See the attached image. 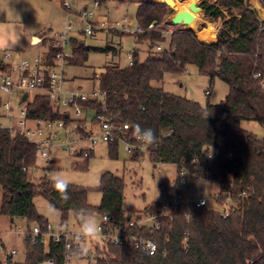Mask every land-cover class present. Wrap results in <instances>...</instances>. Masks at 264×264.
Instances as JSON below:
<instances>
[{
  "label": "trees",
  "instance_id": "obj_1",
  "mask_svg": "<svg viewBox=\"0 0 264 264\" xmlns=\"http://www.w3.org/2000/svg\"><path fill=\"white\" fill-rule=\"evenodd\" d=\"M82 1H99L101 6L109 1L137 3L136 20L142 29V33L134 34L137 43L148 41L161 47L159 44L166 41L162 34L167 32L165 26L174 27L169 45L162 51L149 52L141 62L139 51L135 49L128 68L107 67L99 77L103 102H84L82 109L93 111L97 116H112L118 124H127L130 130L126 137L130 142L136 141L134 125L153 129L156 142L148 146L146 154L135 152L130 160L140 162L148 158L151 163L176 165L178 178L185 169L202 180L218 183L221 192L214 200L220 206H227L225 211L229 215L225 218V211L208 205L198 208L185 202L172 207L170 214L164 217L161 216L163 204L155 203L142 215L145 218L157 216L160 228L142 224L143 217L133 220L132 214L124 212L126 184L112 173H105L96 189L69 185V198L64 199L48 179L34 182L29 178V168L35 165L40 153L38 145L23 135H12L9 130L0 129V217L9 218L11 223L18 218L28 223L24 233V263L15 261L10 254L3 261L0 249V264L68 262L64 242L58 248L50 245L46 252L40 236L32 240L35 227L46 233L49 225L36 209L37 196L60 213L61 228L73 216L78 220L76 213L80 211L110 215L114 233L124 232L126 236L152 240L158 246L157 253L151 256L137 249L132 241L117 245L102 239V249L97 248L92 264H264V138L242 127L243 121H249L264 129V20L260 19L258 11L250 0H222L221 5L202 0L199 8L205 20L222 22L224 31H234L233 36L224 40L206 43L214 37L212 29L199 34L206 41L202 42L195 31L171 22L169 17L174 11L169 5L148 0ZM259 1L264 9V0ZM155 27L159 30H154ZM71 45L73 54L67 64L83 66L90 48L76 39H71ZM108 50L115 52L113 48ZM57 52L50 46L43 57L44 63L53 65ZM189 65L207 77L210 86L216 79L228 86L224 102L203 107L154 86L168 74H181ZM0 67H3L1 62ZM1 103L0 99V106ZM27 108L29 119L63 121L66 126L78 124L82 137L89 135L81 126L85 120H73L55 111L45 95L37 94L27 103ZM107 145L110 157L117 158L121 143ZM94 154L95 150L87 157L83 150L76 153L85 161L76 168L87 170ZM211 154L215 156L210 161ZM194 159L197 162H193ZM167 190L165 187V193ZM92 191L102 195L99 207H92L88 202ZM77 244L79 242L72 243L71 248ZM2 247L5 249L4 245Z\"/></svg>",
  "mask_w": 264,
  "mask_h": 264
},
{
  "label": "rangeland",
  "instance_id": "obj_2",
  "mask_svg": "<svg viewBox=\"0 0 264 264\" xmlns=\"http://www.w3.org/2000/svg\"><path fill=\"white\" fill-rule=\"evenodd\" d=\"M68 1L72 5V11L77 13V10L89 6L93 9L91 2L82 0H0V22L10 24H21V29L26 31L27 35V48L26 52H21L23 59H33L39 54L48 50L53 46L52 34L48 28L55 32H61L65 29L67 24L73 25V30L69 34V46L67 51L70 56L73 54L71 39L83 41L85 45L90 48V53L87 62L83 66H70L64 65L63 72L65 79L68 80V88L73 87L75 91L81 94L91 96L94 92H99V77L110 66H121L128 68L131 62V55L135 49L139 51L140 61L143 62L148 57L149 52H156L157 47L153 46L150 42L145 41L137 43L135 40V32L139 28L136 20L138 13V4L134 2L120 3L117 1H109L107 4L101 6L97 11L95 10V17L93 22L96 25H105L103 29H96L90 36L80 33L78 28L80 26L79 19L76 17H68V10L63 7L64 2ZM131 1V0H129ZM202 0H176L175 8H172L174 13L178 7H188L190 3H201ZM213 4L221 5L222 0H208ZM184 5V6H183ZM78 8V9H77ZM225 16L227 14L223 12ZM194 17L204 21L205 29L197 27V37L204 42L199 34L208 29L217 28L209 25V21L205 20L201 11L197 14L193 13ZM174 15V14H173ZM169 17L170 19L173 17ZM127 20V24L124 21ZM121 24L130 28V32L121 30H112L108 26ZM14 29V28H13ZM167 32L162 33L166 38L164 43L159 44L163 49L169 45L171 34L168 31H174V27H166ZM154 30H159L155 27ZM215 32V30H212ZM30 33L40 35H47L50 38L43 40L42 44L33 47L30 45ZM140 34V33H137ZM216 34V33H214ZM221 38H226V35H219ZM213 40V39H212ZM219 40V39H218ZM217 40V41H218ZM37 43V42H35ZM110 48L115 49L108 50ZM11 50V49H9ZM12 52V51H11ZM15 57L18 53L14 51ZM18 62L19 59L16 57ZM155 87H161L165 92L175 96L183 97L188 100L199 103L205 107L208 103L211 105H219L225 101L228 95V86L219 79H216L214 84L210 86L209 79L200 75L198 69L189 65L181 74H168L165 76L164 81L160 84L154 83ZM209 91V95L206 92ZM37 95L36 92H28V100L32 102ZM0 99L3 101L10 100L7 96L0 93ZM15 108V114L18 113L22 104L17 101L15 97L12 101ZM24 104V105H25ZM5 109L0 106V126L7 127L9 120L5 117ZM74 116V115H73ZM84 117L88 118V122L92 120V112H84ZM75 117V116H74ZM90 123V122H89ZM90 125V124H89ZM91 126V125H90ZM55 127V125H54ZM242 127L251 131L258 137L264 138V130L256 123L243 121ZM46 129V127H43ZM91 129L96 134H99L97 125H93ZM75 141L71 146L69 152H65L66 147L62 146L63 141ZM53 145L50 146L49 160L46 161L38 153L37 161L34 166L29 168V178L34 182H40L42 179L50 178L48 172L55 170L63 173L69 180V185L80 186L87 189H96L101 183V178L105 173H112L125 181L126 187L123 198V210L129 215H133V220L143 217V221L147 218L144 217L143 212L152 204H164L166 201V193L164 188L171 185L172 182L178 180V169L176 165L171 164H155L151 163L148 158L142 159L140 162H132L130 155L125 151V145H120L117 150V158L110 157L109 145L100 143L95 146V154L88 162L87 170L77 169L76 166L82 164L84 158L79 157L74 153L75 150L79 151L83 146L88 145V142H79L78 138L74 136L66 137L65 130L58 129V134L52 138ZM204 189L208 194V206L214 210L225 211L227 206H220L214 200V196L221 192L220 186L216 182L201 181L195 182L193 175L186 176V186L182 194L185 199L194 198V193L200 192ZM102 195L97 191L89 193L88 202L92 207H99L101 205ZM38 213L43 216L48 223L54 228V231L66 232L70 236H77L79 232V218L78 220L73 216L69 222L63 227L61 223V215L58 211L51 209L48 202L41 196L34 199ZM96 217L98 224H103V216L98 213H93ZM145 222H148L146 220ZM148 222L147 225H151ZM28 223L23 219H15L11 223L10 219L4 216L0 217V249L2 253V260L6 259V254L3 252L2 245L7 246L8 251L15 250L18 252L14 256L15 261L24 263L25 261V241L24 233L27 229ZM24 229L23 230L21 229ZM78 237V236H77ZM102 235L99 233L98 238L92 241H84V245L88 248L87 257L81 264L95 263V253L97 248L102 249ZM81 243V242H80ZM69 264V261L66 263Z\"/></svg>",
  "mask_w": 264,
  "mask_h": 264
},
{
  "label": "built area",
  "instance_id": "obj_3",
  "mask_svg": "<svg viewBox=\"0 0 264 264\" xmlns=\"http://www.w3.org/2000/svg\"><path fill=\"white\" fill-rule=\"evenodd\" d=\"M65 8L70 15L79 19L80 26L78 31L84 33L86 36H90L96 29H103L105 25H96L93 20L95 17V10L101 7L99 1L93 2V9L85 8L77 10L75 13L72 11V5L69 2L64 3ZM127 24V20L124 21ZM153 25L150 26L152 28ZM112 30H121L124 32H130V28L126 25L115 24L108 26ZM73 30V25L67 24L65 29L61 32H52L53 47L58 50L54 58L53 65H46L43 61V57H35L33 59H23L20 54L16 57L19 61L15 62V54L11 51H5L0 54V59L3 67H0V93L7 96L10 100L3 101L1 106L5 109V117L9 120L7 127L0 126V129H7L12 135H23L28 138L29 141L35 143L39 147V152L46 161L49 160L50 146L53 145L52 138L58 134V129L65 130L66 137L74 136L78 138L79 142H88V145L83 146L81 150H75L74 153L84 151V156L87 157L95 150V146L104 143L109 144L119 141L122 145H125V151L129 155L135 152L139 154H146L148 146L139 144L137 141L130 142L126 137L127 132L130 130L127 124H118L117 120L112 116H97L93 111L92 120L88 122V118L84 117V110L81 103L84 102H103L104 98L100 92H94L91 96L78 93L73 87L68 88V80L65 79L63 67L67 64L68 59L71 57L67 51L69 46V34ZM142 33V29L139 27L137 32ZM173 31H168L167 34H172ZM158 51H162V47L157 48ZM132 65V59L130 62ZM6 90V91H5ZM28 92H36L38 95H45L50 100L53 109L61 114H66L73 120H85L82 124V128L89 132V135L82 137L78 132V124H72L66 126L63 121H51V120H32L28 118V108L25 104L28 100ZM209 95V91L206 92ZM26 95L27 99L22 102V97ZM17 97V101L22 104L17 114H15V108L12 104V100ZM25 104V105H24ZM75 117H74V116ZM91 126H90V125ZM55 125V127H54ZM97 125L99 134H96L91 127ZM43 127H46L44 129ZM264 130V129H263ZM76 141V140H75ZM75 141L65 142L61 145L71 146ZM74 149L73 146L66 147L65 152H69ZM214 154L208 156V160L214 159ZM193 162H197L194 159ZM26 170V169H24ZM189 175L187 170L182 169L180 171V178L176 182H172L166 193V201L162 206L161 216L167 217L170 214L171 208L181 203H191L196 207H204L208 205V194L202 189L200 192L194 193V198L185 199L182 191L186 186V176ZM195 182L199 183L203 181L200 177L194 176ZM229 212L225 211L224 217H228ZM157 216L150 217L142 221V224L147 225L148 222H152L150 225L156 229L160 228L157 221ZM148 220V222H145ZM103 224L100 226L102 239H109L114 244L123 245L127 241H132L134 246L144 253L151 256L155 255L158 251L156 242L144 238H134L126 236L124 232H113L112 230V217L110 215L103 216ZM134 223H130L133 226ZM149 226V225H148ZM41 237V243L45 246L46 252L49 251L50 245L58 248L62 242H64L65 249L71 248L72 243L81 242L77 236H70L66 232L60 229L58 232L54 231V228L49 224L47 226V232L41 233L38 227L33 229V241ZM2 237L0 236V242ZM6 255V249H3ZM17 254L16 251L12 255ZM42 264H53L52 260L43 262Z\"/></svg>",
  "mask_w": 264,
  "mask_h": 264
},
{
  "label": "clouds",
  "instance_id": "obj_4",
  "mask_svg": "<svg viewBox=\"0 0 264 264\" xmlns=\"http://www.w3.org/2000/svg\"><path fill=\"white\" fill-rule=\"evenodd\" d=\"M20 39V36L13 37L7 29L0 30V50L12 48ZM6 91V90H5ZM133 136L135 140L144 146H150L156 142V136L153 129L142 128L139 124L133 127ZM48 176L52 182L55 191L62 194L64 199H68V188L70 180L59 171H49ZM79 218V232L77 234L81 243L77 244L74 248L67 250V258L69 264H81V262L88 255V248L84 245V241H92L98 238L101 231L96 217L90 212H77Z\"/></svg>",
  "mask_w": 264,
  "mask_h": 264
},
{
  "label": "crops",
  "instance_id": "obj_5",
  "mask_svg": "<svg viewBox=\"0 0 264 264\" xmlns=\"http://www.w3.org/2000/svg\"><path fill=\"white\" fill-rule=\"evenodd\" d=\"M175 2H176V0H174ZM251 1V4H252V6H253V8L254 9H256L257 11H258V15H259V17H260V19H262V20H264V9H263V7L261 6V4H260V1L259 0H250ZM68 2V1H67ZM65 3V2H64ZM92 4H93V2H91ZM217 4V3H216ZM218 5V4H217ZM184 6V5H183ZM63 7L65 8V6H64V4H63ZM85 8H90L89 6H85L83 9H85ZM100 8V7H99ZM98 8V9H99ZM184 8L188 11V12H191L190 11V9L188 8V7H185L184 6ZM78 9V8H77ZM97 9V10H98ZM96 10V11H97ZM68 17H74V15H70L69 13H68ZM201 19V18H200ZM203 21V20H202ZM203 23H204V21H203ZM207 24H209L210 26L211 25H213L214 27H217V28H212V30H215V32H213V34L214 33H216V34H214V37H213V40H211L210 42H206V41H204V42H206V43H214V42H216L218 39L219 40H224V39H226V38H228V37H230V36H233L234 35V31H231V30H229V31H224L223 29H222V22H220V23H211V22H209V23H207ZM203 25V24H202ZM14 28V29H13ZM4 29H7L10 33H12L13 34V37H15V36H20V39H19V41L15 44V45H13V47L12 48H9V49H11V50H9V49H3V50H0V54H2L3 52H5V51H12L13 53H14V51L16 52V53H18V54H20L21 55V52H26L25 50H26V48H27V35H26V31L25 30H23V29H21V24H10V23H3V22H0V30H4ZM201 29H202V27H201ZM208 30H210V29H208ZM48 31L50 32V34H52V29H50V28H48ZM207 31V30H206ZM195 32H197V31H195ZM219 35H226V38H221V37H219ZM52 37V36H51ZM29 38H30V45L31 46H33V47H36V46H38V45H40V44H42V42H43V40H45V39H47V38H50L49 36H47L46 34L45 35H40V34H36V33H30V35H29ZM35 42H37V43H35ZM47 51L48 50H46L45 52H43V53H41V54H39L37 57H44L46 54H47ZM15 62H16V60H14ZM0 62H1V59H0ZM2 63V62H1ZM21 230H23V232H24V229L22 228ZM3 240V239H2ZM4 247H5V249H6V253L7 252H9L8 251V249H7V246H5V244H4ZM15 250H12V251H10L9 252V256H11V257H14L15 255H17L18 254V252H17V254H15V255H12V253L14 252Z\"/></svg>",
  "mask_w": 264,
  "mask_h": 264
},
{
  "label": "water",
  "instance_id": "obj_6",
  "mask_svg": "<svg viewBox=\"0 0 264 264\" xmlns=\"http://www.w3.org/2000/svg\"><path fill=\"white\" fill-rule=\"evenodd\" d=\"M148 1L153 2V3H156V4H166V5H168L167 0H148ZM192 10L193 11H198V12L201 11V9L199 8V6L198 5L196 6V4H194V3H193ZM177 15H178V12H177V10H175V13H174L173 17L171 18V22L173 24H176V25H185L191 31H196L197 30V27L202 26V24H203L202 19H198L197 17H193L190 20H188L187 22L178 23V22H176L174 20L175 19V16H177ZM26 99H27V96L24 95L22 97V102H25ZM128 220H129V218H128Z\"/></svg>",
  "mask_w": 264,
  "mask_h": 264
},
{
  "label": "bare ground",
  "instance_id": "obj_7",
  "mask_svg": "<svg viewBox=\"0 0 264 264\" xmlns=\"http://www.w3.org/2000/svg\"><path fill=\"white\" fill-rule=\"evenodd\" d=\"M168 5L172 8H175V1L174 0H167ZM193 3H190L189 5V9L191 12H188L184 7H178L176 10L178 12V15L175 16V21L178 23H183V22H187L188 20H190L191 18L194 17V14H197V11H193Z\"/></svg>",
  "mask_w": 264,
  "mask_h": 264
}]
</instances>
